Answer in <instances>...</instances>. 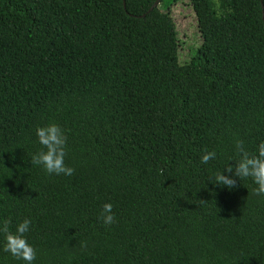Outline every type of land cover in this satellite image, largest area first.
Returning a JSON list of instances; mask_svg holds the SVG:
<instances>
[{
    "label": "trees",
    "instance_id": "16d2710c",
    "mask_svg": "<svg viewBox=\"0 0 264 264\" xmlns=\"http://www.w3.org/2000/svg\"><path fill=\"white\" fill-rule=\"evenodd\" d=\"M157 1L0 0V221L31 220L32 264H264V196L211 180L264 141V0H188L184 61ZM50 123L71 176L31 164Z\"/></svg>",
    "mask_w": 264,
    "mask_h": 264
},
{
    "label": "clouds",
    "instance_id": "9594fccd",
    "mask_svg": "<svg viewBox=\"0 0 264 264\" xmlns=\"http://www.w3.org/2000/svg\"><path fill=\"white\" fill-rule=\"evenodd\" d=\"M36 136L38 142L43 146L41 150L31 155V164L42 166L48 174L71 176L74 174V169L66 166V143L67 136L63 129L57 123H50L46 126L36 128ZM236 149L239 158L236 161L235 167L230 164L225 166L224 172H218L211 178L213 184L223 185L231 189L236 186V179L241 180L251 178L257 185L252 191L254 195L264 196V141L258 145V154H250L243 147V141H236ZM216 158L215 151H205L201 157L202 164H208ZM100 219L103 224L108 226L116 222L115 214L113 213V205L105 203L103 205ZM10 219L0 221V232L5 235L4 252L10 253L17 259H22L26 264H32L36 259V250L29 244L26 233L30 231L31 220L25 218L20 222L15 231L10 230Z\"/></svg>",
    "mask_w": 264,
    "mask_h": 264
},
{
    "label": "rangeland",
    "instance_id": "374dc122",
    "mask_svg": "<svg viewBox=\"0 0 264 264\" xmlns=\"http://www.w3.org/2000/svg\"><path fill=\"white\" fill-rule=\"evenodd\" d=\"M170 0H165L161 5L162 9H168ZM174 18L176 31L181 43L179 57L182 61L191 57L194 47L201 43L200 34L197 28L195 12L188 0H179L169 7Z\"/></svg>",
    "mask_w": 264,
    "mask_h": 264
},
{
    "label": "water",
    "instance_id": "95a60500",
    "mask_svg": "<svg viewBox=\"0 0 264 264\" xmlns=\"http://www.w3.org/2000/svg\"><path fill=\"white\" fill-rule=\"evenodd\" d=\"M159 1H160V0H158V1L154 4V7L158 5ZM262 2H263V0H262Z\"/></svg>",
    "mask_w": 264,
    "mask_h": 264
}]
</instances>
